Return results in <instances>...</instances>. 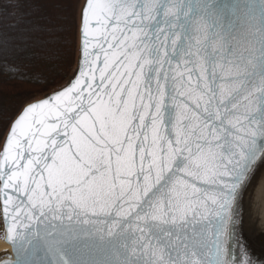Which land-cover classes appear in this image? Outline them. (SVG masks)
Wrapping results in <instances>:
<instances>
[{"label":"snow or ice","instance_id":"1","mask_svg":"<svg viewBox=\"0 0 264 264\" xmlns=\"http://www.w3.org/2000/svg\"><path fill=\"white\" fill-rule=\"evenodd\" d=\"M77 32L64 83L0 70L34 86L0 112L16 264H250L229 241L264 164V0H82Z\"/></svg>","mask_w":264,"mask_h":264},{"label":"rangeland","instance_id":"2","mask_svg":"<svg viewBox=\"0 0 264 264\" xmlns=\"http://www.w3.org/2000/svg\"><path fill=\"white\" fill-rule=\"evenodd\" d=\"M81 3L82 0H30L29 6L25 4L22 9V18L18 22L11 19L9 24L15 23L16 27L9 28L0 36V61L14 65L18 70L15 74H30L35 70L38 79L41 75L46 79L47 72L51 74V69H54L56 73L53 76L56 77L53 79L66 82L73 75L78 59L77 26ZM36 61L46 64L39 63L33 69L27 65ZM67 64V72L61 76V70ZM10 71L12 72L11 68ZM3 76L7 77L4 74ZM0 83V90L8 98L14 95L23 96L16 107L33 88L30 84L15 80ZM0 103V112H10L16 102L14 98L5 99L0 96Z\"/></svg>","mask_w":264,"mask_h":264},{"label":"water","instance_id":"3","mask_svg":"<svg viewBox=\"0 0 264 264\" xmlns=\"http://www.w3.org/2000/svg\"><path fill=\"white\" fill-rule=\"evenodd\" d=\"M80 15V13H79ZM79 24V23H78ZM80 60L79 33H78V59ZM74 70V72H75ZM240 206L241 222L237 225V237L229 241L237 254L240 247L246 249L250 264H264V164L259 165L250 180L242 188V195L238 200ZM5 227L0 219V240L10 246V250L0 255V264L9 258L16 264L17 256L11 243L3 237ZM237 239L239 243L237 244Z\"/></svg>","mask_w":264,"mask_h":264},{"label":"trees","instance_id":"4","mask_svg":"<svg viewBox=\"0 0 264 264\" xmlns=\"http://www.w3.org/2000/svg\"><path fill=\"white\" fill-rule=\"evenodd\" d=\"M46 1H51V0H46ZM55 1H60V2H63L64 0H55ZM29 2H30V0H25V2H24V5L26 4V5H28L29 6ZM24 13V12H23ZM32 15V14H31ZM10 21H11V19H8V20H5V19H3L2 17H0V36L2 35V33H4V32H6L9 28L7 27V25L10 23ZM30 21V20H29ZM27 63V62H26ZM30 63V64H29ZM29 63H27V65L30 67V68H35L39 63H41V64H46V63H42V61L41 62H29ZM6 66H10V64L9 63H7V64H5V63H3L2 61H0V70H4L5 69V67ZM14 66V65H13ZM10 69V68H9ZM8 69V70H9ZM67 69H68V64L64 67V69H62L61 70V76L62 75H64L66 72H67ZM45 69H43V71H44ZM52 70V72H51V74L50 73H48L47 72V78L46 79H48V80H54L53 78H55L56 76H53L54 75V73H56V70H54V69H51ZM11 72V71H10ZM32 73H30L29 75H34L35 77H38V74H36L35 72V70L34 71H31ZM45 72H46V70H45ZM40 77V76H39ZM45 78H44V76H42L41 75V77H40V81L42 82L43 80H44ZM58 79V78H57ZM11 80H15V81H17V82H21V81H19V80H17V79H10V78H8V76L7 77H4L3 76V72L2 71H0V81H3V83H6V82H10ZM2 83V84H3ZM1 84V83H0ZM25 84H29V83H25ZM30 85H32V84H30ZM32 87H34L33 85H32ZM0 96L1 97H4L5 99H12V98H14V100H15V104L14 105H12V107L10 108V112L11 111H13L14 110V108L16 107V104H18L19 102H20V100L23 98V96L22 95H19V96H11L10 98H8L6 95H5V93L3 92V91H1L0 90ZM1 104V103H0Z\"/></svg>","mask_w":264,"mask_h":264},{"label":"bare ground","instance_id":"5","mask_svg":"<svg viewBox=\"0 0 264 264\" xmlns=\"http://www.w3.org/2000/svg\"><path fill=\"white\" fill-rule=\"evenodd\" d=\"M8 250H10V246L4 243L2 240H0V255L4 254Z\"/></svg>","mask_w":264,"mask_h":264}]
</instances>
